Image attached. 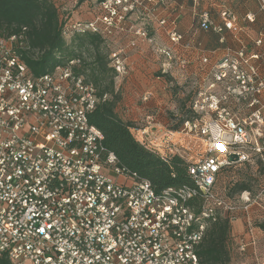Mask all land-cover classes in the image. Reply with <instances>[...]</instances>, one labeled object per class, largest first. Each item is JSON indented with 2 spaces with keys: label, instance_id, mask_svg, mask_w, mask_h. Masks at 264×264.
I'll return each mask as SVG.
<instances>
[{
  "label": "built area",
  "instance_id": "obj_1",
  "mask_svg": "<svg viewBox=\"0 0 264 264\" xmlns=\"http://www.w3.org/2000/svg\"><path fill=\"white\" fill-rule=\"evenodd\" d=\"M68 1L77 3L61 0L55 5L65 10ZM163 2L98 0L91 19H61L63 34L97 33L115 83L127 75L137 38L154 45L144 27L129 23L130 14L146 8L144 3L154 11ZM258 4L264 13V0ZM220 18L216 23L204 10L198 14L199 27L218 33L234 27L230 11H221ZM120 34L128 36L127 44L113 48ZM168 38L177 43L181 36L170 30ZM27 46L24 31L5 35L0 30V258L12 264H199L198 246L210 223L225 216L233 223V214L240 211L246 213L244 226L231 231V245L243 256L250 250L241 264L249 259L264 264V248L256 252L264 230L247 215L249 192L242 190L233 199L217 187L225 167L248 158L244 149L264 151L258 142L264 71L249 62L258 55L246 56L241 47L216 64L213 80L193 97L190 117L180 129L158 128L151 117L130 128L136 141L163 158L194 152L182 157L194 185L156 191L147 178L118 165L116 155L103 145L102 132L89 122L100 97L75 71L79 59L35 75L23 60ZM156 52L171 58L169 46ZM219 87L220 94L212 90Z\"/></svg>",
  "mask_w": 264,
  "mask_h": 264
},
{
  "label": "crops",
  "instance_id": "obj_2",
  "mask_svg": "<svg viewBox=\"0 0 264 264\" xmlns=\"http://www.w3.org/2000/svg\"><path fill=\"white\" fill-rule=\"evenodd\" d=\"M72 3L68 1L67 6L73 21L93 17L95 0ZM144 5L146 8L130 14L129 23L144 27L153 37L154 45L137 38L136 46L129 51L127 75L115 80V90L120 94L116 111L121 118L136 121L151 117L159 126L179 119L196 93L206 90L213 80L212 68L241 47L246 56L258 55L249 62L260 65L264 71V13L258 0H165L154 11L150 3ZM204 10L216 23L221 22V11H230L236 17L234 27L220 33L202 30L198 14ZM161 20L165 23L161 24ZM170 30L181 36L179 42H170ZM127 41V35H116L112 47L125 46ZM159 46L171 48L170 59L156 52ZM203 57L207 58L206 63L201 61ZM212 90L222 92L220 87ZM142 96L147 99L142 100Z\"/></svg>",
  "mask_w": 264,
  "mask_h": 264
},
{
  "label": "trees",
  "instance_id": "obj_3",
  "mask_svg": "<svg viewBox=\"0 0 264 264\" xmlns=\"http://www.w3.org/2000/svg\"><path fill=\"white\" fill-rule=\"evenodd\" d=\"M0 30L5 35L24 31L28 46L23 60L35 75L48 72L69 59H79L80 65L75 71L95 86L100 97L88 114L89 122L102 132L103 145L116 155L118 165L147 178L156 191L194 185L183 158L176 155L163 158L156 151L144 148L131 135L133 123L121 118L116 111L120 94L115 90V74L108 65L107 48L97 33L83 31L64 36L54 0H0ZM83 52L89 55V60L83 57ZM105 94L109 97L102 99ZM188 117L190 107L184 110L173 129L180 128ZM246 187L239 183L232 191L241 192ZM259 227L264 230V223ZM231 231L228 216L210 223L198 246L199 264L232 262L238 251L231 245ZM0 264L12 263L0 258Z\"/></svg>",
  "mask_w": 264,
  "mask_h": 264
},
{
  "label": "rangeland",
  "instance_id": "obj_4",
  "mask_svg": "<svg viewBox=\"0 0 264 264\" xmlns=\"http://www.w3.org/2000/svg\"><path fill=\"white\" fill-rule=\"evenodd\" d=\"M56 3L61 2V0H54ZM94 1V0H93ZM97 3L98 0H95ZM58 12L60 18L63 20L65 16H70V12L68 9H62L61 5H58ZM83 57L86 60H89V55L86 52L82 53ZM133 125L140 126L144 124V118L142 120L131 121ZM152 125L156 127H162L164 129H171L173 131L180 129H173V125L178 122L177 119H173L168 122V125H156L154 118L150 120ZM262 135L258 138V142H262L264 144V122L261 126ZM175 141L178 140V135L174 134L172 137ZM176 145L180 148V144L176 143ZM236 151V150H235ZM245 153L248 154V158L243 161H237L231 163L228 167H225L217 178V187L221 194H225V196H229L230 198H235L237 194L240 192L232 191L234 187L239 183L246 184V190L249 192V201L247 203V215L250 216L252 222L259 226V224L264 223V151L261 154L256 153L251 149H244ZM193 151L185 150L181 152V158H188L189 156H193ZM237 218L234 219L233 223H231L232 232H239L242 230L244 226V217L246 213L238 211L233 214ZM238 224V228L236 225ZM264 248V239L263 237L259 239L257 243L256 252L262 253ZM251 254L250 250L245 252L244 256L240 253H235L231 264H241L243 257L249 256ZM250 260H245L244 264H251Z\"/></svg>",
  "mask_w": 264,
  "mask_h": 264
}]
</instances>
